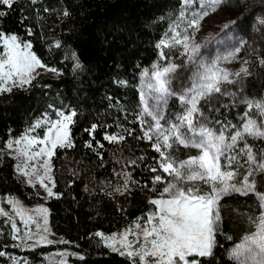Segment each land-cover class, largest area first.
Here are the masks:
<instances>
[{
    "label": "trees",
    "instance_id": "1",
    "mask_svg": "<svg viewBox=\"0 0 264 264\" xmlns=\"http://www.w3.org/2000/svg\"><path fill=\"white\" fill-rule=\"evenodd\" d=\"M222 8L230 21H236L231 27L244 39L248 75L238 88L223 86L225 94L205 101L200 119L216 131L229 126L225 131L230 135L236 130L230 126L239 127L245 120V102L264 94V65L260 63L264 59V0H225ZM0 10L7 12L0 17V31L30 42L42 63L60 70L57 76L39 73L31 85L0 93V194L15 195L26 205L41 201L35 187L15 175L14 160L4 151L5 143L46 114L54 116L57 109L77 112L70 128L74 147L58 148L51 158L53 191L59 195L46 201L50 230L68 243L22 249L0 239V252L5 253L0 264H20L24 259L37 263L62 249L72 253L70 264H132L94 234L128 227L153 211L156 206L149 201L161 195L163 183H152L154 175H162L156 163L159 154L150 141L136 138L142 136L135 122L140 107L137 83L141 72L162 51L179 64L180 46L157 45L178 20L181 0H16L11 9L0 6ZM65 11L69 15L65 16ZM56 41L60 47L55 46ZM179 111L178 99L170 97L166 117ZM250 115L264 123L255 109ZM93 124L98 127L89 135L86 129ZM125 129H134V134L128 136ZM113 133L125 135V140L119 145L104 140L105 134ZM86 141L92 142V148L85 147ZM246 141L258 156L264 151V140ZM197 154V149L184 147L173 152L178 161ZM241 164L238 179L248 169L243 157ZM152 167L158 171L151 172ZM124 172L130 173L133 182L129 191L120 194L114 189L122 187ZM255 179L257 191L264 192V174L257 173ZM220 208L217 247L212 257H195L201 264H233L229 250L254 230L248 219L259 211L253 194H230L222 199Z\"/></svg>",
    "mask_w": 264,
    "mask_h": 264
},
{
    "label": "snow or ice",
    "instance_id": "2",
    "mask_svg": "<svg viewBox=\"0 0 264 264\" xmlns=\"http://www.w3.org/2000/svg\"><path fill=\"white\" fill-rule=\"evenodd\" d=\"M15 2L16 0H0V6L11 9ZM32 2L35 3V0ZM224 3L225 0H181L177 19L186 24V28L183 32L177 31L180 24H175L170 29L168 39L161 40L157 45L158 48H173L177 45L183 47L182 55H187V63L195 69L189 78L190 86L180 93L174 91L172 84L180 65L172 62L163 66L154 63L150 69H144L141 73L143 87L140 92V111L136 114L135 122L139 124L142 136L136 138L151 142L152 149L159 154V159L156 160L159 170L171 179L166 181L160 197L149 201L156 209L147 215L143 225L134 222V228L128 227L111 236H105L99 231L94 234L101 238L105 247L120 256H126L132 264H201L195 257H212L217 247L216 236L222 220L220 203L224 197L233 193L242 196L253 194L259 211L255 217H248L254 230L245 234L240 242L229 250L228 257L233 264H264V192L257 191L255 179L257 173L264 174V151L258 156L252 145L246 141L247 137L264 140V123H258L250 115L255 109L264 118V102L246 101L245 120L239 127L231 125L230 127L236 130L230 135H226L225 131L229 126L216 131L201 123V105L205 101L210 102L214 94L221 93L222 82L232 83L230 75L233 74L220 68L216 61L209 63L200 58L202 45L192 43L191 37L186 34L188 29H199L202 21ZM196 4L198 7L193 10ZM5 15L7 12L0 10V17ZM64 15L69 13L65 11ZM235 23L236 21H230L224 24L221 31ZM0 42L3 45V51L0 52V93L31 85L39 75L38 69L46 68L47 71L58 73L55 68H47L31 51V43L21 41L18 35L0 31ZM55 46L60 47V42L56 41ZM239 51L240 48L237 47L235 53ZM229 56H234V53H229ZM160 57L165 59L166 53L162 51ZM260 63L264 65V59L260 60ZM76 67H80L78 62ZM242 73L248 75V69L241 67L234 75L239 77ZM170 97L178 99L183 111L176 116L175 121H167L165 127V123H162L163 106L168 103ZM76 116L75 109L67 112L57 109L55 119L47 117L46 114L20 137L6 142L5 146L9 150L14 149L15 158L22 159V163H17L16 171L29 177V184L33 181L39 183L48 197L59 195L53 192L55 181L51 175V158L58 148L74 147L70 128L75 123ZM97 127L98 125L93 124L91 129L86 131L91 135ZM37 128L44 130L42 138L30 135ZM125 131L128 136L134 134V129ZM104 140L119 145L125 140V135L105 134ZM241 142H244L243 146L237 148ZM96 144L103 147L99 141H96ZM92 146L91 141L85 142V147ZM176 147L194 148L199 154L178 161L173 155ZM9 154L13 153L10 151ZM241 157L244 158L248 169L242 179H238L241 175L240 168L243 167ZM38 158L43 159L39 165L34 163ZM130 163L135 165L136 161ZM149 170L153 173L158 171L156 167ZM123 175L122 187L114 189L120 194L129 191V185L133 182L130 173L124 172ZM152 183H165V176L154 175ZM165 195L167 198H164ZM7 202L20 217L25 229L23 237L17 235L20 232L17 223L8 212L0 208V215L8 217L11 222L13 240H34V243L26 244L29 249L54 243L46 235L49 232L47 208L38 206L28 211L13 197L8 198ZM32 224H35L36 233L31 230ZM58 243L68 241L61 240ZM3 255L5 253L0 252V256ZM62 257L63 254L59 264H67ZM21 264H28V261L24 259Z\"/></svg>",
    "mask_w": 264,
    "mask_h": 264
},
{
    "label": "rangeland",
    "instance_id": "3",
    "mask_svg": "<svg viewBox=\"0 0 264 264\" xmlns=\"http://www.w3.org/2000/svg\"><path fill=\"white\" fill-rule=\"evenodd\" d=\"M197 7H198V4L194 5L193 10H195V8H197ZM229 22H230L229 17L227 16L226 12L223 10V8L221 6L218 8L217 11L210 14L209 16H207L202 21V26L199 29H197V30L188 29L186 34L191 37L192 43L202 45V48H201L200 54H199L200 58H202L203 60H205L206 62H209V63L212 61H216L220 68L227 69L230 74H233V75H230V80L232 81V83L222 82L221 88L223 86H226L227 88L234 89L235 87L238 88L239 86H241L243 84L244 74L242 73L239 77L235 76L234 74L239 72L241 67H246L247 63H245V61H247V56H246V53L244 52V39H243V37L235 29H233L231 27V25L228 29L221 31V29L223 28V25L227 24ZM178 23L180 24V27L177 29V31L183 32V30L186 28V24L180 23L179 20H177L175 22V24H178ZM170 34H171V32L163 40L168 39ZM24 42H28V41H24ZM1 45H2V42H1ZM177 46H180L181 50H182L181 55L179 56V58H180L179 64L175 63L171 58H168V57H165V59L162 60L160 55L154 63H159L161 66L166 65L168 62H172V63H175L177 65H180L178 71L175 74L173 84H172L174 91H176L177 93H180L183 91V89L185 87L190 86L189 78L195 69L192 65L187 63V60H188L187 55H182L183 47L181 45H177ZM237 47L240 48V51L238 53H235V49ZM31 51H32V49H31ZM229 53H234V56H229ZM224 57H229V58L224 59ZM151 66L148 68H145V69H150ZM47 68H55V67H48L47 66ZM55 69H57V68H55ZM38 71H39V73H44V74L52 75V76H57L60 73V70H58V73H53V72L47 71L46 68L38 69ZM142 87H143L142 77L140 74L139 79H138V83H137L139 101H140V92L142 90ZM225 90H226V88L224 87L222 89L221 93L214 94L213 95L214 98L217 99V98H219V96L225 94V92H226ZM169 99H168V101H169ZM256 101L264 102V94ZM167 104L163 106L164 121H162V123H165V127H167V123H166L167 121H175L176 116L182 114V111H183L182 105L180 104V111L178 113H176L173 117H171V115L166 117L165 112H166ZM139 111H140V107H139ZM47 117H49L51 119L56 118L55 115L54 116L47 115ZM42 119H40V120H42ZM253 119H255V118H253ZM257 122L263 123V121H259V120H257ZM26 131H24L22 134H24ZM43 131L44 130L42 128H37L35 130V132L30 133V135H36V136H39L40 138H42L43 137ZM21 135H19L17 137H10L6 142H8L9 140L18 138ZM247 138H252V137H247ZM5 145H6V143H5ZM4 151L7 154H9L10 151L13 153L12 155H10V154L9 155L12 156V158L14 160V173H15V175L18 176L23 181H25L27 184H29L27 182L29 177H26L22 173H18L16 171V165H17V163H22V159L18 160L17 158H15L14 149L9 150L5 146ZM198 154H199V152H198ZM42 162H43L42 158H38L36 161H34V163H36L37 165L41 164ZM31 163L32 162H30V164ZM29 171H31V167H29ZM41 172H42V169H41ZM51 175H52V173H51ZM162 175L165 176V183H163V185H162V191H163V188L166 186V181L171 179V177H167V175L164 173H162ZM46 183H47V181H46ZM29 185L35 187L37 193L41 197V201H39L38 203H36L34 205L24 204L15 195L0 194V208H2L5 212H8L9 215L12 217V219L15 220V222L17 223V226L20 228V232L17 234L20 237H23V234L25 231L24 225H23L22 221L20 220V217L17 216L15 214V212L13 211L12 206L7 202V199L10 197L15 198L16 200H18L20 202V205L23 207V209L28 210V211H31L32 209H34L38 206H43V207L48 209L46 201L49 199V197L47 196V193L45 192L44 188H42L39 185V183H37L35 181H33V183L29 184ZM205 190L207 191V188H205ZM159 197H157V198H159ZM164 198H167V195H165ZM155 209L151 212H154ZM151 212H148L142 218L136 219L128 227L134 228V222H139L143 225V223L147 219V215ZM0 219L3 220L2 223L0 224V239H2L5 243H7L11 246H16V247H19L22 249H29L26 246V244L34 243V240L27 241V242H22V240H13L11 222L9 221L8 217L0 215ZM30 227H31L32 232L36 233L37 229L35 227V224L30 225ZM43 227H44V225H43V222L41 221V228H43ZM47 227L49 229V232L46 234L48 239H50L54 242L61 241V237L58 235H55L50 230V227L48 224V213H47ZM128 227H126V228H128ZM126 228H123L121 231L114 232V233H120ZM99 232H102V231H99ZM102 233H104V232H102ZM104 234H105V236H111V234H113V233H104ZM131 238L134 239V237H131ZM17 245H19V246H17ZM61 254H63L62 258L67 261V264H70L68 261V257L72 253L67 249L53 251L51 254L46 255L44 257L43 261H40L37 263H32V264H59V260L61 259ZM20 264H21V262H20ZM28 264H30V263H28Z\"/></svg>",
    "mask_w": 264,
    "mask_h": 264
}]
</instances>
